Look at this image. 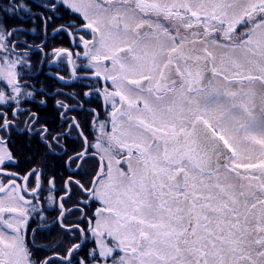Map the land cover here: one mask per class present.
I'll return each instance as SVG.
<instances>
[{"label": "snow or ice", "instance_id": "6c2138e0", "mask_svg": "<svg viewBox=\"0 0 264 264\" xmlns=\"http://www.w3.org/2000/svg\"><path fill=\"white\" fill-rule=\"evenodd\" d=\"M0 264H264V0H0Z\"/></svg>", "mask_w": 264, "mask_h": 264}, {"label": "flooded vegetation", "instance_id": "af4514ba", "mask_svg": "<svg viewBox=\"0 0 264 264\" xmlns=\"http://www.w3.org/2000/svg\"><path fill=\"white\" fill-rule=\"evenodd\" d=\"M26 27L28 26V25H25Z\"/></svg>", "mask_w": 264, "mask_h": 264}]
</instances>
